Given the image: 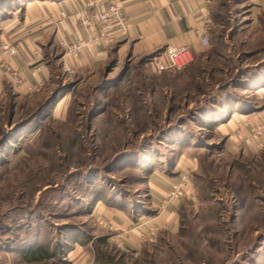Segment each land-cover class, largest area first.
<instances>
[{"label": "rangeland", "instance_id": "1", "mask_svg": "<svg viewBox=\"0 0 264 264\" xmlns=\"http://www.w3.org/2000/svg\"><path fill=\"white\" fill-rule=\"evenodd\" d=\"M29 1L0 0V14ZM249 13L248 0H215L209 45L181 70L155 72L157 52L134 54L122 38L93 73L66 71L51 48L48 82L0 102V264H264V145L246 142L252 129L230 151L213 126L228 111H264V6ZM181 156L192 191L166 229L156 216L170 186L154 205L149 177L178 180ZM145 217L155 221L143 232L164 228L133 241ZM37 244L47 252L31 253Z\"/></svg>", "mask_w": 264, "mask_h": 264}, {"label": "crops", "instance_id": "2", "mask_svg": "<svg viewBox=\"0 0 264 264\" xmlns=\"http://www.w3.org/2000/svg\"><path fill=\"white\" fill-rule=\"evenodd\" d=\"M85 0H33L21 7L20 13L11 15L1 22L0 32V101L8 94L18 97L36 93L44 86L52 75V63L48 61L50 50L59 46L63 51L60 57L64 65L68 64L73 71L84 70L97 72L105 65L110 46L91 44L81 52L68 56L60 45L61 38L68 40L75 37L88 38L91 35L84 28L77 15L78 8ZM128 21V33L120 41L134 54H150L163 50L167 45H188L194 53L204 49L199 42V31L211 39L212 31L216 27L213 19L215 0H118ZM250 16L264 6V0H248ZM102 7H106L104 1ZM61 11L65 16L61 17ZM120 39V38H119ZM117 41V39H115ZM113 40V43L116 42ZM16 50L9 53L3 46ZM76 68V70H75ZM39 85V89L32 92V86ZM264 90V89H263ZM262 90V91H263ZM222 119L217 120L216 131L223 135L229 145V150H236L243 145L245 138L256 126L262 125L259 142L264 145V111L245 114L232 110ZM255 149V148H253ZM193 166L190 156L178 158L175 169L185 171ZM168 180L160 172L154 171L149 177L150 193L154 205L164 202L172 180ZM189 194L192 187L188 188ZM174 202V201H173ZM167 202L156 216L159 222L165 223L170 229L176 220L175 205ZM97 207V206H96ZM99 208L104 220L115 219L116 224L131 223L123 219L120 213L103 211ZM155 219L140 218V229L129 230V237L135 241L138 233L146 229V225ZM123 225V224H122ZM119 237V238H118ZM123 234H116V241ZM132 241V240H131ZM134 243V242H132Z\"/></svg>", "mask_w": 264, "mask_h": 264}, {"label": "built area", "instance_id": "3", "mask_svg": "<svg viewBox=\"0 0 264 264\" xmlns=\"http://www.w3.org/2000/svg\"><path fill=\"white\" fill-rule=\"evenodd\" d=\"M106 2V7H102L103 2ZM61 17L65 16V12L61 11ZM78 20L80 24L86 28L91 35L88 38L75 37L68 40L61 38L60 45L65 50L68 56L75 55L81 52L85 47L91 44H103L110 46L113 40L123 38L128 33L127 17L118 0H85L77 10ZM199 42L202 46L209 45V38L203 31H199ZM9 53L15 54L16 50L6 45L3 46ZM194 58V51L188 45L172 46L167 45L163 50L158 51L150 59L155 72L162 70H181L189 65ZM66 71H72V68L64 65ZM39 85L32 86L31 91L35 92L39 89ZM262 134V125L256 126L251 135L246 139L248 144L254 142L255 147L260 148L258 138ZM257 139V140H256ZM253 141V142H252ZM188 185V176L186 173H180L179 179L170 184L167 202H173L175 199L186 195V187ZM164 225L151 224L145 232L139 233L141 242L153 241L156 233L163 229Z\"/></svg>", "mask_w": 264, "mask_h": 264}, {"label": "trees", "instance_id": "4", "mask_svg": "<svg viewBox=\"0 0 264 264\" xmlns=\"http://www.w3.org/2000/svg\"><path fill=\"white\" fill-rule=\"evenodd\" d=\"M7 17H9V16H7V15H3V14H0V22L1 21H3L4 19H6ZM195 55H196V53H194V57H195ZM153 55H151L150 57H149V59L152 57ZM149 59H148V61H149ZM194 59V58H193ZM164 71H168V70H162L161 72H164ZM263 77V76H262ZM12 94V93H11ZM14 95H16V94H14ZM1 102V101H0ZM241 110L240 111H242V112H246L245 110H246V108H240ZM214 124H213V126L215 127V129H216V125H217V121H215V122H213ZM178 143H180V142H178ZM181 144V143H180ZM158 169H162L161 167L160 168H158ZM151 172H153V170L151 169L148 173L150 174ZM97 201H101V202H104V201H106V199L103 197V195H99L98 196V198H96L95 199V202H97ZM89 240H90V238H89ZM105 240V238H104V236H98V237H96L95 239H93V241H91L92 242V244L94 245V246H96V242H103ZM97 247V246H96ZM95 249V248H94ZM97 250V249H96ZM31 251V253H33V254H35V253H44V252H47V249L43 246V245H36L33 249H31L30 250ZM29 251V252H30Z\"/></svg>", "mask_w": 264, "mask_h": 264}]
</instances>
